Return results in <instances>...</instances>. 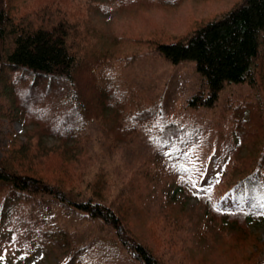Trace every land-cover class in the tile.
Segmentation results:
<instances>
[{
  "label": "rangeland",
  "instance_id": "374dc122",
  "mask_svg": "<svg viewBox=\"0 0 264 264\" xmlns=\"http://www.w3.org/2000/svg\"><path fill=\"white\" fill-rule=\"evenodd\" d=\"M240 2L4 0L21 24L66 28V45L79 61L82 125L63 147L68 134L62 128L77 117L71 106L63 107L65 98L54 104L46 99L37 107L46 118L28 116L21 124L7 115L12 103L2 95V82L0 159L18 161L12 147L27 148L18 171L62 182L73 198L108 205L157 264H264V219L228 211L235 183L257 166L264 140L258 81L254 88L230 83L213 106L192 107L191 95L207 93L194 63L172 64L157 50ZM247 106L246 124L234 126L232 110ZM35 126L49 130L29 136ZM241 138L244 144L232 151ZM37 147L52 150L36 162L28 154ZM252 182L258 191V178ZM4 196L0 264H141L99 219L51 199H19L4 207Z\"/></svg>",
  "mask_w": 264,
  "mask_h": 264
},
{
  "label": "trees",
  "instance_id": "16d2710c",
  "mask_svg": "<svg viewBox=\"0 0 264 264\" xmlns=\"http://www.w3.org/2000/svg\"><path fill=\"white\" fill-rule=\"evenodd\" d=\"M178 1L166 0L169 3ZM66 31V28L61 25L46 29L33 27L29 23L21 24V21L17 22L9 15L4 7V0H0V83L4 84L2 95L8 97L12 103H10L11 108L8 103L7 115L21 124L27 121L28 116L45 119L46 117L38 111L37 107L45 105L46 99L54 104L56 101L58 103V98H65L63 107L71 106L77 117L69 120V129L62 128V132L66 129L68 134L61 140L63 147H67V139L73 138L74 133H77L82 125L78 117L80 116L78 107L81 104L78 93L80 86L75 77L79 61L75 53L71 52L66 45ZM157 50L172 64L182 61L194 63L196 72L204 81L207 93L204 95L201 91H197L191 95L188 99L190 106H213L226 85L246 83L254 88L258 81V115L264 117L262 103L264 0H242L218 18L199 24L174 42L159 44ZM45 90H49L52 96L47 98L44 95ZM29 103L33 108H29ZM244 108L245 110L243 107H235L232 110V116L235 118L234 126L246 124L243 121H246V111L250 107ZM51 110L54 111L53 108ZM67 116L65 113L63 123H68ZM52 122L54 120H50L48 125L53 124ZM259 125L264 130V122ZM26 126V129L29 128L28 124ZM171 126L173 125H168L167 128ZM31 128L34 130L28 131L29 136H33L36 131L42 134L49 130L36 126ZM243 144L241 138L238 146L237 143L234 144L232 151L239 150ZM259 144L260 140H258ZM261 145L257 166L235 183L231 192L237 191V193L228 209L233 213H245L249 219L260 216L261 204H264V140ZM12 148H16L13 154L14 157L18 155V161L0 159V193L5 194L2 200L4 207L6 204L17 203L19 199L32 201L51 199L54 203L68 204L89 217L109 225L113 229L118 244L135 260L141 264H157L153 254L129 234L121 218L112 208L92 197L73 198L71 189L65 188L62 182H47L37 172L28 174L18 171L15 167L26 160L29 150L20 147ZM49 150L52 149L37 147L35 154H28V157L37 162L42 156H46ZM216 157L218 160H223L219 155ZM43 158L40 160L42 161ZM63 158L68 157L63 156ZM254 178H258V191L252 182ZM261 191H263L262 196ZM94 195L100 196L97 193ZM1 215L5 218L3 210ZM260 218L264 219V216Z\"/></svg>",
  "mask_w": 264,
  "mask_h": 264
},
{
  "label": "snow or ice",
  "instance_id": "6c2138e0",
  "mask_svg": "<svg viewBox=\"0 0 264 264\" xmlns=\"http://www.w3.org/2000/svg\"><path fill=\"white\" fill-rule=\"evenodd\" d=\"M195 187V185H193ZM262 211L259 213L260 216H264V204H261Z\"/></svg>",
  "mask_w": 264,
  "mask_h": 264
}]
</instances>
